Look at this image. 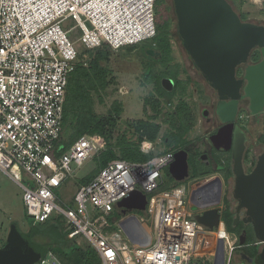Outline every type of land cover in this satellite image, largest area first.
<instances>
[{"label":"built area","instance_id":"1","mask_svg":"<svg viewBox=\"0 0 264 264\" xmlns=\"http://www.w3.org/2000/svg\"><path fill=\"white\" fill-rule=\"evenodd\" d=\"M156 1L0 0V174L22 190L26 214L34 224L61 218L68 238L94 249L101 264H204L196 262L198 258H210L214 264L220 241L225 264H233L240 248L237 238L224 223L213 237L196 222L191 186L159 190L174 153L146 163L110 162L78 189L76 209L57 194L75 177V169L103 148L102 141L90 136L79 138L63 154L57 148L68 78L79 58L77 44L88 51L104 45L118 51L153 40ZM216 189L210 186L207 191L214 199L211 204L216 203ZM136 190L148 199L145 217L137 216L139 223L117 207ZM124 221L136 243L122 231ZM35 264L62 262L48 252Z\"/></svg>","mask_w":264,"mask_h":264},{"label":"water","instance_id":"2","mask_svg":"<svg viewBox=\"0 0 264 264\" xmlns=\"http://www.w3.org/2000/svg\"><path fill=\"white\" fill-rule=\"evenodd\" d=\"M173 4L178 36L194 67L216 91L219 99L215 113L223 126L208 138L207 143L210 150L231 152L233 196L238 202L234 225L240 222V212L244 210L245 218L242 221L251 224L257 245L262 246L261 256L264 258V149L251 172L247 173L245 156L248 138L246 132L236 125L240 100H248L249 113L258 123L264 114V26L242 21L227 0H173ZM257 49L260 60L250 64L251 54ZM148 54L153 55L154 52L149 50ZM241 66H244V70L239 78L237 72ZM162 86L167 92H172L174 81L164 78ZM174 156V162L168 167L169 174L175 181L184 182L190 177L189 152L181 150ZM203 159L209 163L208 155L205 154ZM222 184L219 177L207 182L206 186L218 188L216 203L207 207H201L197 202L201 189L190 195L194 219L213 237H216L215 231L223 223L221 209L216 207L221 202ZM147 204V195L136 190L119 202L117 207L139 223L134 212H145ZM120 227L127 238L136 243L127 221L122 222ZM35 234H38V230L22 232L13 224L4 246L0 247V264H35L43 259L48 250L33 241ZM45 234L51 236L50 231ZM246 243L245 233L238 237V245L244 248ZM214 264H225L223 241H220Z\"/></svg>","mask_w":264,"mask_h":264},{"label":"trees","instance_id":"3","mask_svg":"<svg viewBox=\"0 0 264 264\" xmlns=\"http://www.w3.org/2000/svg\"><path fill=\"white\" fill-rule=\"evenodd\" d=\"M234 8L238 6V2L242 4L244 0H227ZM239 4V5H240ZM155 10L169 11L171 10L165 0H157ZM242 21L246 22V15L239 13ZM165 18V27L162 29L157 26V35L152 40V44L148 41L139 44L144 50H152L153 55L146 54L147 60L151 61L146 67L143 74L146 84L153 86L154 91L144 100L145 111L148 115L146 120L127 121L126 129L121 130L119 121L123 113L121 103L115 101L110 111L106 115H100L95 110L96 100L103 102L102 98L97 94L106 92L109 86L114 82V79H109L111 71L102 66V62H108L111 56L112 49L108 45L97 48L92 51L82 50L75 64L74 70L68 78L64 115L62 122V135L57 144L60 154L69 150V148L83 136H95L102 141L105 150L99 152L95 157L98 161L100 169H104L110 162L115 160H124L132 163H146L156 156H162L168 153H177L181 150L189 152L190 179H197L207 175H212L217 171L213 169L212 164L200 162V151L190 149L193 146V140L190 139V132L196 125V116L194 110L185 101L184 96L192 85V80L188 77L187 82L179 79L180 71H187L179 64L173 66L172 58V27L170 20L163 14ZM149 43V44H148ZM138 46V45H137ZM136 46H130L129 49H134ZM149 58V59H148ZM260 60L259 52L253 56L252 62L257 63ZM154 61L155 64L152 65ZM145 63V62H144ZM147 64V63H145ZM238 76H241L239 69ZM169 78L174 81L172 92H167L162 86V80ZM145 85V84H144ZM179 96L178 101L176 98ZM190 96V95H189ZM163 125L166 126L165 134L162 135ZM261 131L260 135L255 139V143L264 144V116L260 119ZM119 132V133H118ZM118 133V134H117ZM134 139V140H133ZM161 139L165 150L158 155L145 154L143 142H157ZM255 143L248 145V152L245 156V162L250 165L251 170L257 158L252 154V146ZM142 147V150H141ZM213 151V161L219 168L224 170L225 179L229 181L233 177L231 169V156L226 159L222 153ZM209 162L210 159H209ZM218 162V163H217ZM97 175L83 177L79 180L80 187L89 184ZM183 182H177L169 174L168 168L162 173V184L159 190H168L174 186H179ZM74 207V204H69ZM226 210L223 214V223L226 231L237 237L238 232L233 227L234 214L229 210V203L225 201ZM117 218H120L119 210L114 213ZM61 218H52L43 224H32L28 231L35 229L38 234H35L33 241L36 242L38 236H43L48 239L47 244H41L48 252H53L62 264H101V260L94 249L88 246H79L75 240H70L68 234L63 232ZM17 226V224H15ZM64 226V224H63ZM18 227V226H17ZM27 231V232H28ZM51 236L46 235L49 232ZM238 234V235H237ZM247 243L244 248H239V251L254 260L255 264H264V258L261 256L260 245H257L253 230L248 231ZM5 244V239L0 236V247Z\"/></svg>","mask_w":264,"mask_h":264},{"label":"rangeland","instance_id":"4","mask_svg":"<svg viewBox=\"0 0 264 264\" xmlns=\"http://www.w3.org/2000/svg\"><path fill=\"white\" fill-rule=\"evenodd\" d=\"M166 5L171 9L168 12L163 11H156L155 22L156 26H160L162 29L165 27V18L163 14L168 17L170 20V24L172 27V58L173 62L172 65L179 64L183 67L184 70L187 72L184 73L180 71L179 79L184 81L185 83L188 80V77L191 78L192 85H190L189 91L184 96L185 101L189 103V106L194 110V114L196 116V125L193 128V131L190 132V139L193 140V146L190 149L197 148L200 153L210 154L213 157L212 152H210L209 145L207 140L210 136L215 134L218 127L220 126V122L217 121V117L215 115V111L212 110L213 101L215 100L214 89L209 86V84L205 81L202 74L196 70L193 65L192 60L190 59L187 51L185 50L181 39L178 36L177 32V17L175 14L173 0H165ZM238 2V6H234L235 11L239 14L242 13L246 15L247 20L246 22H250L257 25L264 26V0H244L242 4ZM74 23L71 22L70 26H73ZM152 44V40L148 41ZM148 43V44H149ZM79 55L81 51L85 50V48L77 44ZM144 50L140 45H136L134 49H129L127 47L122 48L118 51H111V56L108 62H102V66H106L112 73L109 75V79H114L106 92H102V94H97V96L101 97L103 102L96 100L95 110L100 115H106L110 109L112 104L117 100L124 104L125 106V114L121 116V120L119 121L121 130L127 128L126 122L131 120H136L138 118H145L143 113V106L144 100L148 98L152 92L154 91L153 86L151 85H144L146 84V80L143 77L145 73V65L148 67L151 61L147 60L148 51L146 54L143 52ZM94 52V51H92ZM259 50H254L250 57V63H254L251 61L253 56L257 54ZM149 59V58H148ZM147 64H145V63ZM155 64L154 61L152 65ZM241 71V76L243 75L244 66L239 67ZM114 76V77H113ZM190 95V96H189ZM179 96L176 98L178 101ZM243 104L240 106L243 109V113L240 116V120L246 121L249 120L250 123L246 124L249 128L248 136L250 142L253 144L255 143V139L258 135H260L261 126L260 121L256 120V118H252L250 116L248 110V100H243ZM204 111H209V116L204 115ZM248 112V113H247ZM261 115L260 117H263ZM211 117V120H207ZM249 118V119H248ZM219 120V119H218ZM163 131L165 132L166 126H164ZM248 131V130H247ZM163 132V133H164ZM119 133V132H118ZM117 133V134H118ZM134 140V139H133ZM164 148V149H163ZM264 149V144H254L252 146V154L257 158ZM165 150L162 142L154 144L151 148L144 149L145 154H156L158 155L160 152ZM218 153V152H217ZM99 154V153H98ZM97 153L92 156V158L85 164L83 168L78 170L75 169V177L72 178L74 180L79 177V180L83 179V177L89 176H96L98 175L102 169H100L98 165V161L95 158ZM222 155L229 159V155L227 153H222ZM214 159V158H213ZM211 160V159H210ZM206 162V161H205ZM249 166V164H247ZM217 166V164H215ZM225 170V169H224ZM169 172V171H168ZM80 174V175H79ZM205 177V178H204ZM204 180H208L207 177L216 178L219 177L222 180L223 189L221 190V199L218 204H216L218 208L221 209V212L225 209V200H228L232 211H234V207L237 204V201L234 199L233 196V189H234V181L229 179L226 181L225 176L223 174L218 175V173H214L212 175L204 176ZM201 178V177H200ZM78 180V179H77ZM185 182V181H184ZM183 182V183H184ZM198 182H201L200 179H189L188 186H191L190 191L196 190L198 186H195ZM204 182V181H202ZM65 188V187H64ZM63 192H59V197L67 202L69 201L70 204H74V198L72 196L74 193L78 191L80 188L78 183L74 181H70V184L67 188L64 189ZM217 192V189H216ZM22 190L8 177L3 174H0V236L4 239H7L8 232L11 228V223L15 222L17 226L23 232L28 231V227L32 224V220L27 216L26 210L24 208ZM76 209V206H74ZM88 208L92 210V206L88 205ZM139 218L145 217V213L142 212H134ZM111 220V216L109 217ZM146 222L149 227H151V220L149 218L146 219ZM64 224V226H63ZM62 228L63 232L67 235L68 230L67 226L63 222ZM37 243L47 244L48 239L43 236H38L36 239ZM198 263L204 264H213L210 258L206 260H201L198 258L196 260ZM236 262V258L234 259V264Z\"/></svg>","mask_w":264,"mask_h":264},{"label":"flooded vegetation","instance_id":"5","mask_svg":"<svg viewBox=\"0 0 264 264\" xmlns=\"http://www.w3.org/2000/svg\"><path fill=\"white\" fill-rule=\"evenodd\" d=\"M250 64H253V63H250ZM238 71H239V69H238ZM237 74H238V72H237ZM239 78H240V76H238ZM213 90V89H212ZM214 95H215V100L213 101V105H212V110L213 111H215L216 110V106H217V104H218V102H219V99H218V96H217V93H216V91H214ZM243 100H240V103H239V111H238V116H237V121H236V125H238L239 127H241L245 132H246V134H247V138H248V142H247V147H248V145L250 144V139H249V134H248V132H249V128H248V126L246 125L247 123L249 124L250 123V121L249 120H247L246 119V121H242V120H240V116H241V114L243 113V109L240 107L242 104H243ZM215 113V112H214ZM248 113V112H247ZM204 115L205 116H209V111L207 112V111H204ZM215 115H216V113H215ZM264 115V114H263ZM251 116V115H250ZM217 117V116H216ZM218 118V117H217ZM252 118H254V117H252ZM219 119V118H218ZM217 119V121H219L220 122V120H218ZM249 119V118H248ZM260 119H261V117H260ZM259 119V120H260ZM208 121L209 120H211V117H209L208 119H207ZM257 120V119H256ZM223 126V124L220 122V126L218 127V129H217V131L221 128ZM248 130V131H247ZM216 131V132H217ZM215 132V133H216ZM213 151H214V149H212V150H210V152H212V154H213ZM221 152H223V153H227V154H230V156H231V152L229 151V152H226V151H223V150H220ZM220 151H218L219 153H221ZM247 152H248V149H247ZM246 152V153H247ZM206 153H201V155L199 156V161L200 162H205L206 160H204L203 159V156L205 155ZM206 155H208V157H209V159H211L212 157L210 156V154H206ZM211 162H209L208 163V165H210V163L212 164V168L213 169H215L217 172L216 173H218V175H220L221 176V174H222V176H223V174H224V176H225V170H222L221 168H219V166L217 165V166H215V161H213V159H211L210 160ZM206 163H207V161H206ZM218 163V162H217ZM248 163H246L245 162V169H246V172L247 173H250L251 172V170L253 169H251V170H249L250 169V165L248 166L247 165ZM225 169V168H224ZM231 169H232V161H231ZM214 174V173H213ZM190 176H191V173H190ZM205 178V177H204ZM204 178L203 177H201V178H198V179H200L201 180V182L202 181H206V182H209L210 180H212V178H210V177H207L208 178V180H204ZM189 179H190V177H189ZM189 179H187L184 183H188V180ZM232 180L234 181V176L232 177ZM201 182H198L197 184H196V186H198V188H196V190H199V189H201V191L199 192V195H197V202L199 203V205L201 206V207H207L208 205H210L211 204V201H213V198H211V196L210 195H208V193H207V191H208V189H209V187L210 186H206V185H203V186H201ZM204 182H202V183H204ZM218 189V188H217ZM196 190H194V191H196ZM193 192V191H192ZM191 192V193H192ZM225 201H228V200H225ZM228 203H229V201H228ZM237 206H238V202H237V204L235 205V207H234V211H232V207H231V205H230V203H229V210L234 214V219H233V227L238 231V232H240V234L237 236V238L238 237H240V236H242V235H244L245 233H246V235H247V237H248V231L249 230H252V226H251V224H249V223H244L242 220L245 218V211L243 210V211H241L240 212V216H241V220H240V222L235 226L234 225V222H235V219H236V208H237ZM225 207V206H224ZM225 210H226V207H225V209L223 210V212H222V214H224V212H225ZM122 211V210H121ZM237 253V254H236ZM234 256H235V258H236V262H235V264H255L254 263V260L253 259H251V258H249L248 256H245L244 254H242L239 250H237L236 252H235V254H234ZM233 264H234V261H233Z\"/></svg>","mask_w":264,"mask_h":264},{"label":"crops","instance_id":"6","mask_svg":"<svg viewBox=\"0 0 264 264\" xmlns=\"http://www.w3.org/2000/svg\"><path fill=\"white\" fill-rule=\"evenodd\" d=\"M128 48V47H127ZM112 73L113 72H111V75H112ZM114 74V73H113ZM114 77V76H113ZM113 84V83H112ZM145 85H150V84H145ZM152 86V85H151ZM154 89V88H153ZM117 101V100H116ZM119 102V101H118ZM119 103H121V102H119ZM121 105H122V108H123V115L126 113L125 112V106H124V104L123 103H121ZM143 113H144V115H145V118H138V119H136V120H131V121H138V120H146V119H148V115H149V113L147 114L146 113V111H145V105L143 106ZM122 116V115H121ZM164 129V128H163ZM164 131L162 130V135H164L165 134V132L163 133ZM92 138H95L96 140H98L99 141V139L98 138H96L95 136L93 137V136H91ZM161 139H159V140H157V142H155V143H151V142H148V141H144L143 142V145L142 146H144V149H146L147 151H148V149L149 148H151L154 144H156V143H159V142H161L160 141ZM164 149V148H163ZM102 150H105V146L103 145V148L101 149V151ZM141 150H142V147H141ZM100 151V152H101ZM99 152H97V154H98ZM80 175V174H79ZM79 177L80 176H77V178H75L74 180H75V183H78L79 182ZM78 179V180H77ZM11 180V179H10ZM74 180H69L66 184H64V186H62L58 191H57V194H59V192H63V188L65 187V188H67L68 187V185L70 184V181H74ZM14 182V181H13ZM15 183V182H14ZM16 184V183H15ZM17 185V184H16ZM64 188V189H65ZM59 196V195H58ZM75 197V193H74V195L72 196V198H74ZM66 201V200H65ZM67 203L68 204H70L69 203V201H67ZM74 206H75V203H74ZM33 222V221H32ZM13 224H16L15 222H12L11 223V225H13ZM28 228H30V227H28ZM18 230L19 231H22V230H20V228L18 227ZM10 231V230H9ZM23 232V231H22ZM25 232H27V231H25ZM9 233V232H8ZM5 241H6V239H5ZM260 251H262V246H261V248H260ZM51 252V251H50ZM234 259H235V256H234Z\"/></svg>","mask_w":264,"mask_h":264},{"label":"clouds","instance_id":"7","mask_svg":"<svg viewBox=\"0 0 264 264\" xmlns=\"http://www.w3.org/2000/svg\"><path fill=\"white\" fill-rule=\"evenodd\" d=\"M119 209V208H118ZM122 212H123V210H122ZM237 238V237H236ZM237 240H238V238H237ZM239 250V249H238ZM234 261V260H233Z\"/></svg>","mask_w":264,"mask_h":264},{"label":"bare ground","instance_id":"8","mask_svg":"<svg viewBox=\"0 0 264 264\" xmlns=\"http://www.w3.org/2000/svg\"><path fill=\"white\" fill-rule=\"evenodd\" d=\"M225 113V112H224ZM214 186V185H213ZM203 250H206V249H203Z\"/></svg>","mask_w":264,"mask_h":264}]
</instances>
